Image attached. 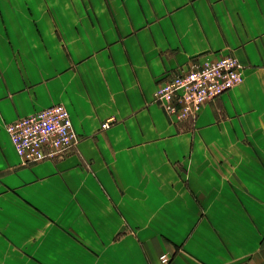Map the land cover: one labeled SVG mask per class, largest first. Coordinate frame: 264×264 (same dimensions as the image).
<instances>
[{"label":"crops","instance_id":"crops-1","mask_svg":"<svg viewBox=\"0 0 264 264\" xmlns=\"http://www.w3.org/2000/svg\"><path fill=\"white\" fill-rule=\"evenodd\" d=\"M225 54L239 84L162 108L158 82ZM54 103L77 145L23 164L5 124ZM163 253L264 264V0H0V264Z\"/></svg>","mask_w":264,"mask_h":264},{"label":"built area","instance_id":"built-area-1","mask_svg":"<svg viewBox=\"0 0 264 264\" xmlns=\"http://www.w3.org/2000/svg\"><path fill=\"white\" fill-rule=\"evenodd\" d=\"M242 67L231 54L198 61L191 68L158 82L155 97L167 113L176 114L180 119L195 118L203 103L242 81ZM110 122L104 120L101 128H108ZM5 130L23 164L63 156L78 142L69 112L61 103L8 122ZM159 259L167 264L170 258L163 253Z\"/></svg>","mask_w":264,"mask_h":264}]
</instances>
